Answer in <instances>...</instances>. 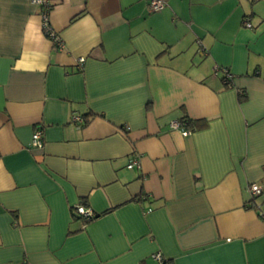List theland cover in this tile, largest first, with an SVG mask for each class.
Wrapping results in <instances>:
<instances>
[{
    "label": "crops",
    "instance_id": "obj_1",
    "mask_svg": "<svg viewBox=\"0 0 264 264\" xmlns=\"http://www.w3.org/2000/svg\"><path fill=\"white\" fill-rule=\"evenodd\" d=\"M149 2L0 0V264H264V0Z\"/></svg>",
    "mask_w": 264,
    "mask_h": 264
},
{
    "label": "built area",
    "instance_id": "obj_2",
    "mask_svg": "<svg viewBox=\"0 0 264 264\" xmlns=\"http://www.w3.org/2000/svg\"><path fill=\"white\" fill-rule=\"evenodd\" d=\"M33 4L39 6L41 8V17H42V26L44 29V32L48 34V36L52 39V41L55 43L56 47L58 49H61L64 47L63 42L58 34L54 32L52 29L51 23H50V13L53 9V3L52 0H32ZM166 6V0H150L149 2V8L152 12H159L162 9H164ZM245 26L247 28H252V25L249 21L245 22ZM85 64V58H80L78 60V67L80 70L83 69ZM224 76L226 79H232L231 74L227 71H223ZM79 120V119H78ZM173 128L180 130L184 135H187L189 133L188 128H186V125L179 122L173 123ZM44 146V139H43V132L40 129H37L33 135L32 140V147L36 149H42ZM135 166H139V163L137 161H132L128 168L132 169ZM249 192L253 198L260 197L264 195V184H251L249 187ZM76 214L83 217L86 221L92 220L95 217L94 212L91 209H88L82 205H78L75 209ZM155 258L163 263V258L161 254H156Z\"/></svg>",
    "mask_w": 264,
    "mask_h": 264
},
{
    "label": "trees",
    "instance_id": "obj_3",
    "mask_svg": "<svg viewBox=\"0 0 264 264\" xmlns=\"http://www.w3.org/2000/svg\"><path fill=\"white\" fill-rule=\"evenodd\" d=\"M246 21H249V19H247V18L244 19L243 25H244L245 28H247L245 26V22ZM252 28H253V26H252ZM252 28H249V29H252ZM224 80L227 81L229 79H226L225 76H224ZM245 99H246V97H245V95H243L242 98H241V101H244ZM180 122L183 123V124H185L186 125V128H189V129H198V128L204 127L206 125L205 122H203V121H195V120H192L190 118H184V119L180 120ZM166 264H167V262H166Z\"/></svg>",
    "mask_w": 264,
    "mask_h": 264
}]
</instances>
